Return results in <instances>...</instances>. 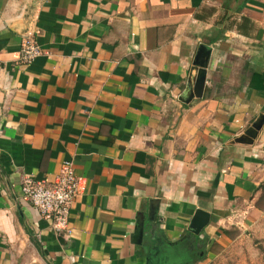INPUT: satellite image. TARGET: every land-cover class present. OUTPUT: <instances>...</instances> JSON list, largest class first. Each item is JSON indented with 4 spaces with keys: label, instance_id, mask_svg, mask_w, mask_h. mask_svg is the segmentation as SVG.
Returning a JSON list of instances; mask_svg holds the SVG:
<instances>
[{
    "label": "crops",
    "instance_id": "1",
    "mask_svg": "<svg viewBox=\"0 0 264 264\" xmlns=\"http://www.w3.org/2000/svg\"><path fill=\"white\" fill-rule=\"evenodd\" d=\"M65 161L57 232L22 186ZM260 228L264 0H0V264H212Z\"/></svg>",
    "mask_w": 264,
    "mask_h": 264
},
{
    "label": "built area",
    "instance_id": "2",
    "mask_svg": "<svg viewBox=\"0 0 264 264\" xmlns=\"http://www.w3.org/2000/svg\"><path fill=\"white\" fill-rule=\"evenodd\" d=\"M42 52L34 37H26L20 50V62L31 64ZM22 191L38 213L47 219L57 232H62L67 227L71 207L79 191L74 163H62L53 186L26 177Z\"/></svg>",
    "mask_w": 264,
    "mask_h": 264
},
{
    "label": "rangeland",
    "instance_id": "3",
    "mask_svg": "<svg viewBox=\"0 0 264 264\" xmlns=\"http://www.w3.org/2000/svg\"><path fill=\"white\" fill-rule=\"evenodd\" d=\"M212 264H264V228L244 234L219 252Z\"/></svg>",
    "mask_w": 264,
    "mask_h": 264
},
{
    "label": "water",
    "instance_id": "4",
    "mask_svg": "<svg viewBox=\"0 0 264 264\" xmlns=\"http://www.w3.org/2000/svg\"><path fill=\"white\" fill-rule=\"evenodd\" d=\"M203 87H204V78H201V80L198 81L196 90H195V94L197 97L202 96ZM203 220L205 223L202 222ZM208 222H209V214L199 210L196 213V216L194 217V220L192 222V226L190 229L192 232L196 234H200L201 230L207 225Z\"/></svg>",
    "mask_w": 264,
    "mask_h": 264
}]
</instances>
